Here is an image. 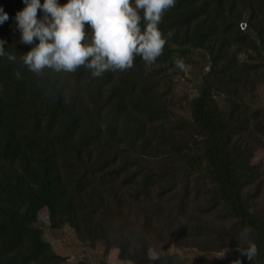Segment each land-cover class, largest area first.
<instances>
[{
	"label": "trees",
	"instance_id": "obj_1",
	"mask_svg": "<svg viewBox=\"0 0 264 264\" xmlns=\"http://www.w3.org/2000/svg\"><path fill=\"white\" fill-rule=\"evenodd\" d=\"M0 6L9 14L0 38L19 57L30 50L14 28L24 5ZM159 27L173 35L155 64L137 57L96 79L81 67L41 80L0 58V264H65L40 235L44 210L120 263L264 264V169L252 162L264 146V107L253 105L264 86V0H176ZM178 58L207 68L186 117L160 89ZM155 238L235 253L153 260ZM248 240L251 261L239 250Z\"/></svg>",
	"mask_w": 264,
	"mask_h": 264
},
{
	"label": "clouds",
	"instance_id": "obj_2",
	"mask_svg": "<svg viewBox=\"0 0 264 264\" xmlns=\"http://www.w3.org/2000/svg\"><path fill=\"white\" fill-rule=\"evenodd\" d=\"M22 10L15 13L14 28L19 33L17 43L30 50L17 57L5 51L6 40L0 38V58L22 67L38 79L46 72L58 75L86 69L92 79L105 72L125 71L139 57L145 67H151L162 55L173 33L166 35L159 25L164 12L175 6L176 0H21ZM9 14L0 6V26ZM174 67L187 71L182 58ZM19 79L21 72H14ZM249 261L258 249L248 240L239 249ZM227 250L219 253L220 257ZM158 257L152 256L155 260ZM234 264H240L236 260Z\"/></svg>",
	"mask_w": 264,
	"mask_h": 264
},
{
	"label": "rangeland",
	"instance_id": "obj_3",
	"mask_svg": "<svg viewBox=\"0 0 264 264\" xmlns=\"http://www.w3.org/2000/svg\"><path fill=\"white\" fill-rule=\"evenodd\" d=\"M241 29L244 30L245 26H242ZM261 51L264 54V47L261 48ZM246 57V54L241 53V58ZM203 67L204 70H202ZM202 71H207V68L202 64L197 69L188 67L187 71L184 72L170 69L160 78V80L162 79L160 82V89L170 94L166 99V103L170 110L174 111L178 115L186 117L189 101L194 99L198 94V87L201 83ZM254 96L255 102L253 105L264 107L263 85H259L257 87L256 91L254 92ZM262 141H264V135L262 136ZM252 162L257 165L260 164L264 169V146L255 152ZM39 220L42 224L40 225L39 229L40 235L45 241L50 243L56 254L64 257L65 264H77L79 262L85 261H87L89 264H98L99 261H105L106 259L109 264H125L120 263L116 259L115 253L105 257L103 256V250L100 249V247L91 248L89 245H86V243L79 242L73 230L68 226L49 222L46 210L39 214ZM221 246L222 245H218V247ZM223 249H226L227 251L223 257H220L219 253L221 251L219 253L214 251L201 252L200 249L184 248L183 246L167 244L166 242L160 240V238H155V241L151 245L150 256L152 258V256L155 255L156 257L160 258L166 255H175L180 258H186L189 261H195L197 259L209 261L213 259H222L226 256L229 257L235 253V250L232 248L224 247Z\"/></svg>",
	"mask_w": 264,
	"mask_h": 264
}]
</instances>
